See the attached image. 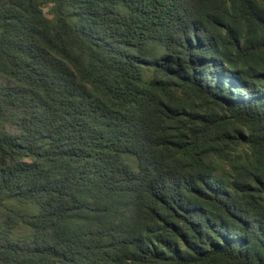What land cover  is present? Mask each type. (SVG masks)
<instances>
[{"label":"trees","instance_id":"obj_1","mask_svg":"<svg viewBox=\"0 0 264 264\" xmlns=\"http://www.w3.org/2000/svg\"><path fill=\"white\" fill-rule=\"evenodd\" d=\"M0 264H264V0H0Z\"/></svg>","mask_w":264,"mask_h":264}]
</instances>
